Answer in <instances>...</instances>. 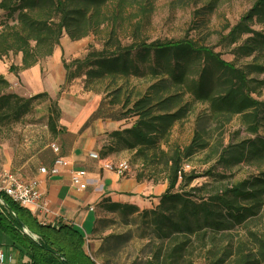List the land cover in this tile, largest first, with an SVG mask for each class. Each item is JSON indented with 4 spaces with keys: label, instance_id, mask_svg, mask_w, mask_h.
I'll return each mask as SVG.
<instances>
[{
    "label": "trees",
    "instance_id": "16d2710c",
    "mask_svg": "<svg viewBox=\"0 0 264 264\" xmlns=\"http://www.w3.org/2000/svg\"><path fill=\"white\" fill-rule=\"evenodd\" d=\"M114 1L0 0V9L8 20L0 23V59L11 52L21 53L22 64L10 66L16 73L36 65L53 54L64 34L79 39L96 32L103 7ZM255 20L264 22V0H256L228 34L232 45L243 35H249L235 48L243 55H252L264 47V34L251 25ZM117 44L115 50L93 49L70 64L64 61L67 79L75 77L74 67L78 74L86 75L87 81L96 77L100 81L108 77L126 78L140 72L134 65L133 51L141 50L144 58L155 56L162 68L152 66V73L166 74L169 78L162 75L134 99L127 95L121 101L123 88H116L110 103H121L123 117L136 118L131 126L109 133L111 144H103L100 155L107 158L120 150H132L135 159L141 161L137 179L158 182L155 176L164 172L161 180H166L168 186L152 208L141 209L136 204L104 197L98 210L118 214L127 224L138 216L147 222L151 227L148 242L151 248L145 264H197L198 259L203 264H264V171L214 187L211 182L192 185L198 177L211 176V168L198 172L184 164L185 159L209 146L200 132L202 123H206V130L211 117L216 120L237 114L248 132L256 136L222 148L216 152L218 161L228 168L240 163H264V134L260 133L264 129V98L255 97L257 89L264 88V79L251 77L255 70L264 72V65L248 64L246 69L240 68L234 61L223 59L211 46L188 38L134 40L130 44L119 40ZM206 61L224 71L216 84L211 81ZM190 79L192 84L188 83ZM176 87L181 90L174 92L172 88ZM9 88L10 82L0 76V125L21 122L33 111L39 98L49 96L41 92L24 97ZM185 92L209 101L210 107L205 119L197 121L194 138L182 147L171 142V135L190 106L183 104ZM59 116L58 103L51 99L48 126L53 133ZM0 197L4 201L0 203V229L21 258L32 264H106L87 252V237L81 228L65 222L43 224L4 191H0ZM100 221L97 217L93 233ZM125 237L130 236L110 234L99 249L108 251L106 245L110 241L118 247Z\"/></svg>",
    "mask_w": 264,
    "mask_h": 264
},
{
    "label": "rangeland",
    "instance_id": "374dc122",
    "mask_svg": "<svg viewBox=\"0 0 264 264\" xmlns=\"http://www.w3.org/2000/svg\"><path fill=\"white\" fill-rule=\"evenodd\" d=\"M255 2L256 0H115L110 5L103 7L98 18L100 28L96 32L79 39H73L68 34H64L55 50L60 52L64 66V61L70 64L74 59L84 58L93 49L115 50L119 40L123 44H130L134 40L151 42L153 40L168 41L188 38L197 42V44L211 46L216 52L221 53L223 59L234 61L240 68L246 69L248 64L264 65V47L256 49L249 56L235 51L238 44L244 43L247 36H249L248 34L243 35L238 43L234 45L231 42L232 37L228 36L232 27L253 7ZM3 20L8 21L5 16L0 23ZM10 22L13 23V20H10ZM251 25L264 34V22L255 20ZM52 55L44 58L40 63H43ZM144 55L145 53L141 50L133 51L134 65L139 68L140 72H134L126 78L118 77L112 79L108 77L100 81L99 77H96L87 81L86 75L78 74V70L76 71L74 67L72 75H75V77L68 80L66 71V78L60 84V91L77 90L80 96L90 93L99 95L100 98L104 99L108 112H112V114L119 113L120 116H123L124 110L121 103L114 105L110 103V100L115 96L114 92L117 87L122 86L123 88L120 96L121 101L127 95H131L134 99L139 92H144L153 82H156L157 78L166 75L152 73L150 69L152 66H158L160 69L162 66L158 65L155 56L147 55L144 58ZM0 61L7 66H11V64L20 65L22 63V54L11 52L0 59ZM205 64L211 69V81L216 84L218 78L224 75V71L217 68L212 61H206ZM194 69H196V65ZM53 71H55L54 67ZM251 77L262 80L264 79V72L255 70L251 73ZM188 83L192 84L193 79H190ZM172 90L177 92L181 89L176 87L172 88ZM16 93L29 97L21 94L27 93L25 88L21 89V93ZM255 97L263 99L264 88L257 89ZM51 99L53 98L50 96L39 98L35 102L33 111L21 122L0 125V180L7 173L3 165L7 160L4 154L5 149L7 146L12 147L20 141L24 128L28 124H45L47 122L48 113H44V111H47L46 109L49 107ZM183 104H190V106L186 110L183 120L173 128L171 135V142L182 147L187 146L194 138L197 121L202 117L205 119L209 112L210 102L195 97L192 92H185ZM124 117L123 122L129 126L133 124L136 118L135 116ZM219 118L215 120L211 117V122H208L210 125L206 130H204L206 127L205 122L200 125V132H203L205 139L209 141V146L185 159L184 164L190 166L188 169L205 172L211 168L212 171L211 176L198 177L193 181L192 185L211 182L212 186L220 187L264 171V163H240L228 168L218 161L219 156L216 152L221 151L222 148L256 136V134L253 135L248 132L239 114L230 118L228 116ZM109 133L110 131L103 136V144L105 145L111 144ZM260 133L264 134V129ZM116 147L118 148L117 145ZM112 156L116 158H112L114 160H130L133 169L136 171L141 167L140 159H135L134 151L132 150H120V152H115ZM164 174V172H159L155 176L158 182L161 181ZM223 174H225V177ZM97 216L102 221L97 223L98 230L88 235L87 252L93 255L99 263L145 264V261L150 256L151 248L148 243L151 227L148 226L147 222L138 216L130 219L132 221L127 224V221L119 217L118 214L102 210L97 211ZM86 229L88 233L92 231V229ZM110 234H127L130 237H125L118 247L110 241L106 245L109 248L106 252H102L100 249L95 251L93 249L95 241L100 243L101 247L105 237ZM197 264H203V260L198 259Z\"/></svg>",
    "mask_w": 264,
    "mask_h": 264
},
{
    "label": "crops",
    "instance_id": "0c3cea01",
    "mask_svg": "<svg viewBox=\"0 0 264 264\" xmlns=\"http://www.w3.org/2000/svg\"><path fill=\"white\" fill-rule=\"evenodd\" d=\"M3 17L4 12L0 9V21ZM0 76L10 82L9 91L21 93V89L25 88L27 93L21 94L26 96L47 92L51 98L57 100L60 109L54 133L49 129L48 120L45 124H28L20 141L12 147L7 146L4 152L7 157L6 163L3 164L6 172L24 180H39L49 206L48 213L35 215L39 221L45 218L47 223H69L81 228L88 238L93 232L88 233L86 228L93 230L98 217V203L104 197L136 204L141 209L152 208L159 203L160 196L168 186L166 180H138L136 170L120 175L103 169L97 160L90 157L93 151L101 154L103 136L107 132L129 125L123 122L125 117L119 113L108 112L104 99L99 95L90 93L80 96L77 90L60 91V84L66 78L60 52L55 50L43 63L39 62L18 73L11 71L10 66L0 61ZM46 110L44 113H48L49 119L50 105ZM51 142H57L61 146V154L64 157L76 166L88 170L91 183L87 189L77 190L72 185L68 169L59 175L40 172V168L49 167L56 156L50 147ZM108 157L114 158L112 155ZM99 248L100 243L95 241L93 249L97 251ZM0 250H3L6 256L3 264H32L9 246V237L1 229Z\"/></svg>",
    "mask_w": 264,
    "mask_h": 264
},
{
    "label": "built area",
    "instance_id": "2783aa9c",
    "mask_svg": "<svg viewBox=\"0 0 264 264\" xmlns=\"http://www.w3.org/2000/svg\"><path fill=\"white\" fill-rule=\"evenodd\" d=\"M51 149L56 156L49 167H41L40 172L50 175H59L63 170H70L72 185L77 190H85L91 183L89 172L84 167L76 166L70 159L61 154V146L57 142H51ZM90 157L97 160L101 167L106 170L117 172L120 175H126L132 171L128 159L114 160L112 158H103L98 152H91ZM188 167V165H186ZM0 191H4L13 201L19 205L28 208L34 215H42L49 212L48 202L45 200L44 193L40 188L39 180H24L17 175L7 172L0 180ZM0 203L2 199L0 197ZM94 207H91L93 209ZM40 222L47 224L45 218ZM5 252L0 250V264L5 262Z\"/></svg>",
    "mask_w": 264,
    "mask_h": 264
},
{
    "label": "water",
    "instance_id": "95a60500",
    "mask_svg": "<svg viewBox=\"0 0 264 264\" xmlns=\"http://www.w3.org/2000/svg\"><path fill=\"white\" fill-rule=\"evenodd\" d=\"M2 202H4L3 200H2ZM26 231H28L27 229H25Z\"/></svg>",
    "mask_w": 264,
    "mask_h": 264
}]
</instances>
